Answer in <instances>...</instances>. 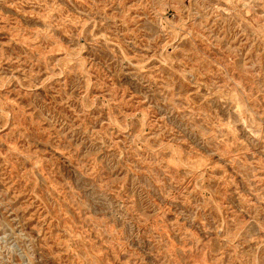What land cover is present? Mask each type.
Wrapping results in <instances>:
<instances>
[{"label": "rangeland", "instance_id": "374dc122", "mask_svg": "<svg viewBox=\"0 0 264 264\" xmlns=\"http://www.w3.org/2000/svg\"><path fill=\"white\" fill-rule=\"evenodd\" d=\"M0 264H264V0H0Z\"/></svg>", "mask_w": 264, "mask_h": 264}]
</instances>
